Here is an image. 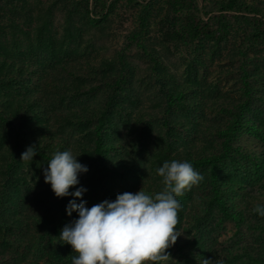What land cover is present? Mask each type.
<instances>
[{"label":"trees","instance_id":"1","mask_svg":"<svg viewBox=\"0 0 264 264\" xmlns=\"http://www.w3.org/2000/svg\"><path fill=\"white\" fill-rule=\"evenodd\" d=\"M66 150L89 208L190 162L165 264H264V0H0V264H72Z\"/></svg>","mask_w":264,"mask_h":264},{"label":"clouds","instance_id":"2","mask_svg":"<svg viewBox=\"0 0 264 264\" xmlns=\"http://www.w3.org/2000/svg\"><path fill=\"white\" fill-rule=\"evenodd\" d=\"M37 145H31L21 154L20 160L32 161L37 154ZM70 150L57 151L43 170L45 183L57 198L72 196L80 198L69 201L66 212L78 218L66 224L60 231V239L71 245L77 255L72 264H165L171 258L168 249L175 245L182 233L177 229L178 212L182 204L177 197L185 190L197 186L203 175L194 170L188 161H165L156 173L162 178L163 188L154 196L142 188L136 192L117 194L114 201L104 200L87 207L83 194L87 191L78 187V176L88 171ZM253 212L264 217V205L257 204ZM172 259V258H171ZM213 260L203 259L200 264Z\"/></svg>","mask_w":264,"mask_h":264}]
</instances>
